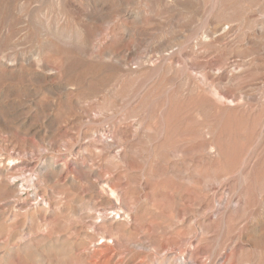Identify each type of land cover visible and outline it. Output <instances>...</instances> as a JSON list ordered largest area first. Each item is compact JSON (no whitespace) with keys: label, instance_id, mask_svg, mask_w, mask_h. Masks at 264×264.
I'll list each match as a JSON object with an SVG mask.
<instances>
[{"label":"rangeland","instance_id":"obj_1","mask_svg":"<svg viewBox=\"0 0 264 264\" xmlns=\"http://www.w3.org/2000/svg\"><path fill=\"white\" fill-rule=\"evenodd\" d=\"M0 264H264V0H0Z\"/></svg>","mask_w":264,"mask_h":264}]
</instances>
